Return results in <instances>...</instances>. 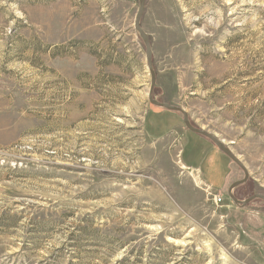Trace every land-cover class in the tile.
<instances>
[{"label": "rangeland", "instance_id": "obj_1", "mask_svg": "<svg viewBox=\"0 0 264 264\" xmlns=\"http://www.w3.org/2000/svg\"><path fill=\"white\" fill-rule=\"evenodd\" d=\"M145 5L154 98L264 195V0ZM138 6L0 0V264H264L241 167L149 101Z\"/></svg>", "mask_w": 264, "mask_h": 264}, {"label": "water", "instance_id": "obj_2", "mask_svg": "<svg viewBox=\"0 0 264 264\" xmlns=\"http://www.w3.org/2000/svg\"><path fill=\"white\" fill-rule=\"evenodd\" d=\"M146 0H138V9L135 13L134 16V29L137 32V34L140 36L143 44H144V50H145V57H146V64H148V71H149V76H150V86H149V101L153 105L160 107V108H166L172 112H180L182 114V123H184L185 127L193 133H197L198 135L207 138L209 141H211L216 148L221 151L224 155H226L229 159H231L237 166L241 167L243 170V177H241L239 180L231 183L227 189V195L230 196V198L233 200L234 203L237 205H246L247 203L255 200L256 198H260L261 200L264 201V195L259 192H255V194L245 198V199H237L235 195L232 194V190L236 187L239 186L242 183H245L249 177L248 171L241 162V160L238 159V157L234 154L233 151L229 148L227 144H224L223 141H221L218 137L214 136L212 133L207 132L206 130L195 126L190 122L188 113L185 111L184 108L178 107L175 105H172L168 102H161L157 99L154 98V95L152 94L154 88L157 86L156 79H155V70H154V65L152 64V50L150 46V38L149 35H147L142 26H141V18L144 14L146 5H145Z\"/></svg>", "mask_w": 264, "mask_h": 264}, {"label": "built area", "instance_id": "obj_3", "mask_svg": "<svg viewBox=\"0 0 264 264\" xmlns=\"http://www.w3.org/2000/svg\"><path fill=\"white\" fill-rule=\"evenodd\" d=\"M222 196H220L219 194H217V195H214V202L216 203V204H219V203H221L222 202Z\"/></svg>", "mask_w": 264, "mask_h": 264}]
</instances>
